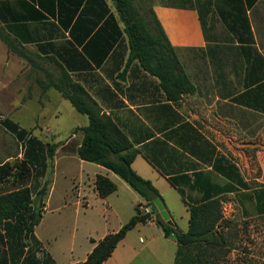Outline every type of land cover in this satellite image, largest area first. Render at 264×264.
<instances>
[{
	"label": "crops",
	"instance_id": "crops-1",
	"mask_svg": "<svg viewBox=\"0 0 264 264\" xmlns=\"http://www.w3.org/2000/svg\"><path fill=\"white\" fill-rule=\"evenodd\" d=\"M187 1L191 3L157 2L152 7L195 86L193 94L177 102L168 100L159 79L138 61L127 65L128 40L121 34L124 25L112 0H10L0 6L5 20L0 27L6 33V20L26 19L17 31L31 39L24 48L34 63L10 51L0 39L5 48L30 67L40 68L36 59H47L48 69L57 76L65 69L80 83L142 151L132 167L153 183L165 202L168 196L179 194L168 177L212 171L220 158L241 172L260 169L264 173V0L251 5L247 0H218L215 13L223 28L221 35L215 24L208 23L205 0ZM51 28L54 37L37 40ZM45 80L46 76L37 83ZM88 123L87 117L71 130L68 140L54 134L58 147L52 186L34 234L55 264H84L99 241L136 215L137 206H147L118 175L79 158L83 133L74 134V130ZM215 173L224 183L234 184ZM98 175L117 186L106 198L96 189ZM251 180L255 184L252 191L264 185V176ZM191 196L200 198L195 191ZM180 199L189 214L187 230L177 223L172 207L165 209L179 230L186 232L190 212ZM4 234L0 227V264H11ZM177 250V241L166 237L150 219L130 230L104 264H174Z\"/></svg>",
	"mask_w": 264,
	"mask_h": 264
},
{
	"label": "trees",
	"instance_id": "trees-1",
	"mask_svg": "<svg viewBox=\"0 0 264 264\" xmlns=\"http://www.w3.org/2000/svg\"><path fill=\"white\" fill-rule=\"evenodd\" d=\"M7 1L10 0H0V6L2 2ZM112 1L124 25L121 34L128 40L130 52L127 65L138 61L145 71L159 79L160 87L172 102H177L183 95L193 94L195 86L153 9L151 22L139 12L134 4L135 0ZM247 1L251 5L256 0ZM25 20L19 17L6 20L8 34L0 27V39L10 51L33 64L34 60L28 57L24 48V44L30 43L31 39L17 31L18 25H24L19 23H24ZM0 21H5L1 14ZM11 23H14V26ZM50 59L62 67L55 58ZM39 84L43 93L54 88L78 113L88 117L87 126L74 130V134L83 133V140L77 151L79 158L105 167L118 175L145 199L147 206L152 208V213L144 214L141 206H137L136 215L118 232L109 234L99 241L84 264H104L130 230L138 223L150 219L157 223L166 237H172L177 241L178 250L174 264H222L227 247V239L222 228L223 196L241 191L251 193L247 194L248 199L253 201L258 214H264V185L252 191L243 181L238 167L220 158L215 161L212 171L200 170L194 172L193 176L182 174L168 177L190 212L188 231L179 230L174 223L168 225L161 219L154 204V201L159 199L166 208L160 192L151 181L142 178L132 167L142 151L135 147L134 142L116 120L103 113L90 93L65 69L58 74L56 80L47 74L46 80L40 81ZM0 124L20 143L23 152V159L17 166V174H13L7 164L0 166V182L10 177L29 182L0 194V227L5 232L4 238L11 256V264H55L36 238L34 231L43 219L52 186L53 161L58 144L43 142L33 135L31 130L23 128L10 118L1 120ZM146 159L155 167V163L147 156ZM50 164L52 170L48 173ZM215 172L228 177L234 184L214 182L212 174ZM95 186L103 198L117 190L116 184L103 175L96 177ZM194 191L200 194V198L193 199L189 195ZM37 253L41 254V258Z\"/></svg>",
	"mask_w": 264,
	"mask_h": 264
},
{
	"label": "rangeland",
	"instance_id": "rangeland-1",
	"mask_svg": "<svg viewBox=\"0 0 264 264\" xmlns=\"http://www.w3.org/2000/svg\"><path fill=\"white\" fill-rule=\"evenodd\" d=\"M191 1V0H190ZM208 23L217 27V32L223 34V28L218 22L215 6L218 0H210L207 5ZM166 4L191 3L187 0H135V6L139 12L152 22V7L155 3ZM196 3L192 1V4ZM54 37V30L47 29L37 36V40L45 37ZM5 45V44H4ZM0 40V121L10 118L19 123L23 128L31 130L45 143L54 144L59 135L60 139L72 137L71 130L87 121L85 115L77 113L70 102L61 97V94L50 89L43 93L37 83L38 79L44 80L45 76L56 79L57 74L48 69L47 59H36L40 68L30 67L28 62L14 53H11ZM195 57H193L194 59ZM197 59H201L198 57ZM46 72H48L46 74ZM260 121H263L259 118ZM237 141L241 137L236 138ZM23 159L20 143L7 132L0 124V166L7 164L13 174L18 173L17 166ZM239 169V168H238ZM51 164L48 173L51 172ZM78 171V168H77ZM243 181L249 189L255 187L251 180L254 176H264L260 169L250 173L247 170L240 171ZM51 176V174H50ZM52 177V176H51ZM244 178H248L246 182ZM216 183H224V179L214 173L212 177ZM78 181V180H77ZM29 184L13 177L0 182V194L10 192ZM252 192V191H251ZM191 193L189 195L191 196ZM246 191L223 196V222L222 228L227 239L225 257L222 264H264V214H258L253 201L249 200ZM192 197V196H191ZM166 207H172L176 212L175 219L184 230L188 228L189 214L181 202L179 194L167 198ZM52 206H49V209Z\"/></svg>",
	"mask_w": 264,
	"mask_h": 264
},
{
	"label": "water",
	"instance_id": "water-1",
	"mask_svg": "<svg viewBox=\"0 0 264 264\" xmlns=\"http://www.w3.org/2000/svg\"><path fill=\"white\" fill-rule=\"evenodd\" d=\"M155 207L159 212V215L161 217V219L167 223L168 225H173V221L171 220L170 214L168 213V211L165 209L164 205L162 204V202L157 199L154 201Z\"/></svg>",
	"mask_w": 264,
	"mask_h": 264
},
{
	"label": "built area",
	"instance_id": "built-area-1",
	"mask_svg": "<svg viewBox=\"0 0 264 264\" xmlns=\"http://www.w3.org/2000/svg\"><path fill=\"white\" fill-rule=\"evenodd\" d=\"M141 210H142V212H143L144 214L152 213V208L149 207V206H144V207L141 208Z\"/></svg>",
	"mask_w": 264,
	"mask_h": 264
}]
</instances>
